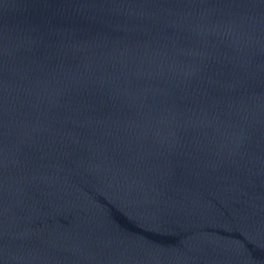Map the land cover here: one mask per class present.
<instances>
[{
    "label": "water",
    "instance_id": "95a60500",
    "mask_svg": "<svg viewBox=\"0 0 264 264\" xmlns=\"http://www.w3.org/2000/svg\"><path fill=\"white\" fill-rule=\"evenodd\" d=\"M0 264H264V0H0Z\"/></svg>",
    "mask_w": 264,
    "mask_h": 264
}]
</instances>
